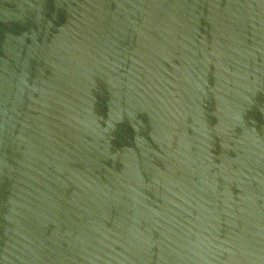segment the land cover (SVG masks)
<instances>
[{
    "label": "water",
    "instance_id": "1",
    "mask_svg": "<svg viewBox=\"0 0 264 264\" xmlns=\"http://www.w3.org/2000/svg\"><path fill=\"white\" fill-rule=\"evenodd\" d=\"M0 264H264V0H0Z\"/></svg>",
    "mask_w": 264,
    "mask_h": 264
}]
</instances>
